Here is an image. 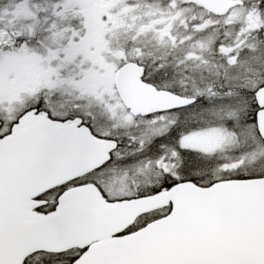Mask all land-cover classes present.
<instances>
[{
  "label": "snow or ice",
  "instance_id": "1",
  "mask_svg": "<svg viewBox=\"0 0 264 264\" xmlns=\"http://www.w3.org/2000/svg\"><path fill=\"white\" fill-rule=\"evenodd\" d=\"M0 264H264V0H0Z\"/></svg>",
  "mask_w": 264,
  "mask_h": 264
}]
</instances>
